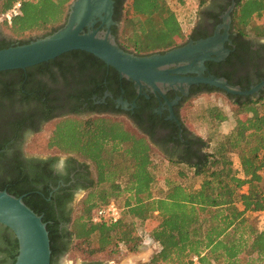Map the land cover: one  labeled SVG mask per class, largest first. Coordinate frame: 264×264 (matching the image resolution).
I'll return each mask as SVG.
<instances>
[{"label":"trees","instance_id":"obj_1","mask_svg":"<svg viewBox=\"0 0 264 264\" xmlns=\"http://www.w3.org/2000/svg\"><path fill=\"white\" fill-rule=\"evenodd\" d=\"M15 1L3 0L1 13ZM72 1H26L22 15L9 24V31L18 37L47 30L50 31L45 36L51 34L63 23ZM196 1L202 8L209 0ZM117 2L115 21L123 34L124 43L120 45L127 51L142 56L164 53L179 46L189 31H183L166 0ZM235 3L233 30L243 37H264V0ZM117 33L118 26L113 29L115 36ZM33 39L18 42L26 44ZM9 47L12 46L5 39L0 43V49ZM70 55L103 62L90 53L72 51L34 68L55 66ZM23 74V69L0 72V170L12 177L9 183L0 178V190L23 197L24 203L42 216L48 192L37 188L36 178L23 171L19 160L16 164L3 162L11 129L21 124L26 128L37 113L27 106L25 97L20 109L10 108L3 101L11 89L21 94L27 92L20 84ZM227 96L234 99L233 109L246 118H237L233 129L220 136L212 148L211 140L200 138L205 150L199 162L186 164L189 170L181 169L176 178L165 177V188L157 194L156 148L140 129L111 116L87 119L69 116L51 121L47 125L51 128L47 147L75 156L82 163L89 161L93 166L94 181L70 227L69 254L81 252L91 257L118 243L135 253L142 242L137 221H151L154 224L145 239L157 244L159 250L141 264H264V227L259 229L250 217L259 215L264 225V91L256 98ZM209 116L219 123L227 120L220 111H212ZM51 118H54L51 114L44 117ZM193 183L197 185L192 186ZM120 197H124L123 206L117 203ZM113 201L121 208L119 221L94 222V210ZM42 220L49 232L52 259L56 253V230L50 218L43 216ZM17 255L16 237L9 228L0 225V264H15Z\"/></svg>","mask_w":264,"mask_h":264},{"label":"flooded vegetation","instance_id":"obj_2","mask_svg":"<svg viewBox=\"0 0 264 264\" xmlns=\"http://www.w3.org/2000/svg\"><path fill=\"white\" fill-rule=\"evenodd\" d=\"M235 1L209 0L200 9L196 23L189 29L184 40L173 49L214 39V54L203 63H198L195 66L196 72L182 75L216 76L224 78L242 91H249L264 81V37H243L233 30L232 13ZM117 9L118 2L113 0L111 19L114 22H117L115 21ZM105 16L103 13L101 17ZM96 21L95 27L100 26L101 18L96 17ZM114 27L117 25L110 26L112 33ZM4 39L9 46L20 44L0 32V43ZM55 64L25 69L19 79L27 92L24 90L21 94L19 90L11 89L10 93L4 96L3 101L10 108L20 109L21 100L25 97L27 106L36 109V116L30 120L31 124L26 128L39 133L42 131L40 128L42 121L45 122L46 128L52 120L69 116L81 119L93 116L125 117L135 128L140 129L152 146L169 161L182 164L199 162L205 147L202 146L200 137L184 125L180 109L189 99L207 93L209 89L216 91L219 89L203 83L163 87L160 90L146 84L140 87L132 80L121 77L117 70L104 62L100 63L83 55H70ZM174 68L176 66L171 67ZM262 91L264 86L251 95H231L234 98H256ZM47 114L53 115L54 118L45 120ZM26 128L21 124L9 130L10 138L3 150L5 154L3 162L16 164L19 160L23 171L36 178L37 188L48 192L42 217L50 218V223L56 230L54 241L56 253L52 256L51 264H58L60 256L69 255L71 246L69 232L77 209L71 214H65L64 203L70 199L72 190L77 186L89 191L94 181L92 167L74 156H65L69 161V175L61 179L50 169L57 156L29 155L32 159L25 161L22 152L17 148V142ZM10 149L13 151L12 155L8 154ZM2 171L1 169L0 178H4L6 183L11 182L12 177ZM79 264L104 263L82 261Z\"/></svg>","mask_w":264,"mask_h":264},{"label":"water","instance_id":"obj_3","mask_svg":"<svg viewBox=\"0 0 264 264\" xmlns=\"http://www.w3.org/2000/svg\"><path fill=\"white\" fill-rule=\"evenodd\" d=\"M106 16L102 18V14ZM113 0H73L65 22L51 34L38 37L26 44L0 49V72L27 69L56 59L72 51L90 53L119 72L121 77L136 85L144 84L160 90L163 87L208 84L232 95H251L264 86L242 91L216 76H185L196 72V65L209 59L215 52V40H202L196 45L185 46L163 54L137 55L118 43L110 26ZM96 17L102 23L97 24ZM186 65H181V64ZM176 68L171 69V67ZM0 225L9 228L18 241L15 264H51L49 232L42 216L36 214L23 201L7 191L0 190Z\"/></svg>","mask_w":264,"mask_h":264},{"label":"rangeland","instance_id":"obj_4","mask_svg":"<svg viewBox=\"0 0 264 264\" xmlns=\"http://www.w3.org/2000/svg\"><path fill=\"white\" fill-rule=\"evenodd\" d=\"M166 2L169 7L175 12L178 20L182 25L183 31H188L196 23L199 11L201 9L198 7V2L196 0H184V3H179L177 0H166ZM2 3L3 0H0V17L2 14ZM65 19L63 23L65 22ZM8 26L9 24H5V22H2L0 20V32L8 39L17 41L43 37L50 31L47 30L18 37L13 36V34L10 33ZM116 37L119 44L124 43L122 41L123 34L121 32V26L118 27V33ZM233 100L234 99L230 98L229 96H227V94L221 91L207 92L193 97L189 99L180 109L182 121L189 130H191L200 138L206 141L211 140L210 147L212 148L214 147L215 142L220 136L228 134L233 129L237 118H246L245 114L239 115L237 111L233 109V106L231 104ZM212 111H220L224 113L227 116V120L220 123L217 120H211L209 114ZM115 119L133 126L125 117H115ZM50 131L51 128L46 127L34 136L31 143L28 144L25 149L28 155L37 157L57 156L58 158L61 156H68L60 154L53 148L47 147L46 142L50 135ZM233 158L234 162L237 163V156H234ZM87 163L92 167L93 170L91 162L87 161ZM178 163L175 162V164H173L169 162L168 159H166L157 149H155L156 174L158 177V181L154 189V192L156 194L161 189L165 188V177L171 176L176 178V174L181 169L189 170V166H187L186 164ZM177 179H179L178 176ZM193 185H197V183H193L192 186ZM123 201L124 197H120L117 200V203L123 206ZM78 208L79 206L74 212L73 218L78 216ZM250 217H252L254 221H256L259 229H263L264 225L259 215L250 214ZM153 224L154 223L151 221H148L146 223L137 221V229L139 235L142 238V242L139 246L138 251L135 253H130L124 244L118 243L103 252H97L93 254L91 257H86L84 254H81V252H74V254H69L67 258L72 262V264H79L82 261H94L104 264H141L148 262L152 258V256L159 250V246L157 244L149 239H145V236L147 234H150V228L151 226H153ZM84 249H87V247L84 246Z\"/></svg>","mask_w":264,"mask_h":264},{"label":"clouds","instance_id":"obj_5","mask_svg":"<svg viewBox=\"0 0 264 264\" xmlns=\"http://www.w3.org/2000/svg\"><path fill=\"white\" fill-rule=\"evenodd\" d=\"M45 122H41L40 128L43 130L45 127ZM36 133L31 128H26L21 133V138L17 142V148L22 152L23 158L25 161H30L32 158L27 154L26 152V146L31 143L32 139ZM9 155L13 154V151L9 150ZM46 162V161H45ZM51 171L56 175L57 177H60L61 179L67 177L69 175V161L67 157L61 156L54 160L50 165ZM87 195V189L77 186L74 188L71 192L70 199L65 201L64 203V212L65 214H71L82 202V200ZM58 264H72V262L67 258L66 255H62L58 259Z\"/></svg>","mask_w":264,"mask_h":264},{"label":"built area","instance_id":"obj_6","mask_svg":"<svg viewBox=\"0 0 264 264\" xmlns=\"http://www.w3.org/2000/svg\"><path fill=\"white\" fill-rule=\"evenodd\" d=\"M29 0H17L14 4L5 12L1 14L0 20L2 22L11 24L12 21L22 15V8L24 2ZM121 217V208L116 202H110L109 204L97 207L93 212V221L98 222L102 219L109 220L113 223L119 221ZM197 261V258H194Z\"/></svg>","mask_w":264,"mask_h":264}]
</instances>
